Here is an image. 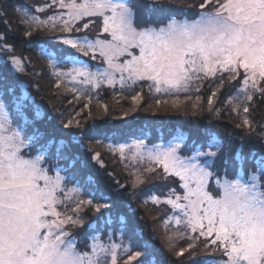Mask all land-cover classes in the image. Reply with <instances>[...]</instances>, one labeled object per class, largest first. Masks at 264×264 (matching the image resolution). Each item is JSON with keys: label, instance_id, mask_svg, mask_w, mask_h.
Returning <instances> with one entry per match:
<instances>
[{"label": "snow or ice", "instance_id": "obj_1", "mask_svg": "<svg viewBox=\"0 0 264 264\" xmlns=\"http://www.w3.org/2000/svg\"><path fill=\"white\" fill-rule=\"evenodd\" d=\"M149 7L162 6L153 0ZM50 8L53 14L46 19L29 15L27 7L17 10L22 16L21 23L28 26L27 35L31 36L33 29L54 30L57 26L66 33L73 30L86 33L89 22L80 27H76L77 23L99 17L102 33L110 36V39L99 36L93 39L88 34L57 37L58 43L68 47L55 53L41 48L53 74L61 82L69 78L72 92L87 94L105 83L110 88L119 84L123 91L147 82L150 92L178 96L190 90L199 91L208 78L219 80V90L224 87V74L232 81L241 78L243 70L242 86L226 103L232 105L233 112L242 111L245 114L242 123L255 131L247 114L254 97L264 100V0H203L194 18H188L186 13L183 19L172 15L146 26L131 0H50L35 11L43 13ZM206 8L209 10L205 11ZM134 48L139 55H133ZM0 51L7 53L11 49L0 43ZM97 52L107 67L96 71L76 55H91L95 60ZM125 55L131 58L120 63V57ZM61 63L72 66L68 72H62L58 70ZM11 64L19 72L25 71L20 58L12 56ZM17 87L6 80L0 83V264H117L121 250L129 254V261L136 260L141 252L124 245L123 239L120 244L113 242L111 233L109 242L101 243L100 236L95 234V222L89 224L90 232L94 233L88 245L90 250L78 249V240L67 226L83 225L81 213L85 206L97 213L109 208L108 197L101 193V202H95L96 193L91 190L87 195L92 198L85 197L81 184L70 172L69 166L75 167V157L66 155L62 141L45 140L34 127L41 113L27 88L21 87L17 94ZM216 94L214 91L212 97ZM6 96L10 97L7 101ZM140 98L139 94L133 96L137 101ZM87 99L91 103V96ZM208 111H214L212 98L208 100ZM72 123L70 120L64 126L70 127ZM76 127H80L79 122ZM260 127L264 134V123ZM89 131L97 137L103 135L95 129ZM185 144L186 137L181 133L167 147L146 149L143 141H139L110 150L119 152L124 159L126 149L135 148L129 159L144 163L145 172L151 174L155 171L153 166H159L165 174L161 179L177 176L183 182L186 194L181 197L173 189L164 201L181 213L164 222L166 230L170 223L177 228L168 238L169 246H175L172 240L176 237L186 236L191 241L177 255L183 256L203 237L204 248L215 246L213 251L222 256L218 260H204L203 264H264V154L253 152L245 156L238 150L231 158L235 161L232 177L229 178L230 160L225 158L221 179L214 178V172L209 170L223 151L222 142L215 135L209 136L205 144L195 146L189 157L179 155ZM95 158L99 160L98 154ZM62 161H67V165L62 167ZM246 163L252 165L247 172ZM210 178H214L215 195L207 190ZM143 182L144 178L137 174L134 186ZM87 183L91 185L90 180ZM181 200L187 203L181 204ZM151 202L158 204L160 200L153 196ZM109 219L105 218L104 223L108 224ZM142 264H153V256L146 254Z\"/></svg>", "mask_w": 264, "mask_h": 264}, {"label": "trees", "instance_id": "obj_2", "mask_svg": "<svg viewBox=\"0 0 264 264\" xmlns=\"http://www.w3.org/2000/svg\"><path fill=\"white\" fill-rule=\"evenodd\" d=\"M202 2L203 0H195V3L190 6L181 5L178 11H174L175 7L172 9L156 7L150 22L146 21L144 25L162 21L166 16L178 14L184 16L185 13L194 15L200 11L199 5ZM45 3H50V0H0V37H2L0 43L11 49L7 53L0 51V83L6 80L8 84L18 85L17 94L21 87L27 88L34 98L35 107L41 113V118L35 121L34 127L43 134L45 140L62 141L66 145L64 148L66 155L70 158L75 157V167L69 166L71 174L75 175L78 182L84 181L87 184L86 189L89 188L96 193L95 202H101V193L108 197V202L111 205L109 208L101 209V212L97 213L89 207L84 214V222H88L86 224L88 230L89 224L93 222H95V228L100 232L114 228L118 224V229H125L124 227L130 225L137 232L146 231V237L151 242L156 244L159 242L152 238L156 225L154 226L155 223L146 211L150 206L144 201L146 199L150 201L153 195L166 198L171 190L177 191L180 188V183L173 176L161 179L165 175L163 170L160 171L161 175L158 178L149 176L142 170L143 167H135L125 158L121 159L119 152L110 150V147L114 149L118 147L117 144L130 140V136L132 138L144 136L150 140L148 142L155 140L169 142L182 133L186 137V145H189L191 142H198V140L205 144L209 136L202 131L213 132L220 135L219 140L222 142L224 151V156L219 157L218 160L222 162L228 158L230 165L232 156L238 151L236 147H239L245 156L253 152L264 154V134H261L260 127L264 123L260 117L264 111V100L255 97L250 105L251 112H259L260 115L253 114L254 118H252V114H248L255 131H250L249 128L243 131L237 127L239 123H242L239 121V114L232 113L231 105L223 103V92L213 99L214 111L212 112L208 111L209 97L204 96L205 100L203 101L189 102L179 108L176 111L179 113L168 114L169 116L157 115L161 121L149 124L147 119H150L151 116L141 115L143 108L137 107L139 110L134 112H121L119 109L121 104L116 107V104L111 100L103 98V104L109 109L105 113L97 110L96 104L93 102L76 101L77 99L73 95L67 94L61 86L57 90L53 69L49 66V59L42 54L41 48L53 53L58 49L67 48L57 42V37L66 36L69 33L61 31L57 26L54 30L49 28L33 29L32 35L29 36L25 32L28 26L21 23L22 16L17 11L23 6L30 10L29 13L43 17L51 12V8L44 13L36 12L35 8ZM140 11L139 9V14ZM68 50L75 53L72 49ZM76 55L80 56L78 53ZM12 56L21 59L25 69L23 73L11 64ZM4 60L8 62L4 63ZM9 99L10 97H5L6 101ZM217 112L219 115H216ZM32 114L30 108L28 115L31 117ZM139 116L141 118H138ZM70 120L72 122L79 120L80 127L70 131L68 127L64 126ZM204 123L208 125L218 123V128L227 130L230 135L228 133L221 135L222 132L216 131V128L212 131H200L199 127H202ZM90 129H95L103 135L94 136L89 131ZM31 131L32 129L29 128V134ZM98 140L99 142H97ZM97 154L99 160L95 158ZM66 165L67 161L61 162L62 167ZM251 166L250 163L244 165L246 172ZM62 174L65 173L62 172ZM137 174L144 178V182L134 186ZM87 180L91 181V185L87 183ZM90 198L92 197L90 196ZM164 205L166 206V204ZM161 217L165 219L166 214L164 216L163 212ZM105 218H110L108 224L104 223ZM150 254L153 256V264H160L161 259L154 253ZM214 259L217 257H209L204 260L212 261ZM203 261L200 264H203Z\"/></svg>", "mask_w": 264, "mask_h": 264}, {"label": "rangeland", "instance_id": "obj_3", "mask_svg": "<svg viewBox=\"0 0 264 264\" xmlns=\"http://www.w3.org/2000/svg\"><path fill=\"white\" fill-rule=\"evenodd\" d=\"M148 2H149V4H148ZM152 2H153V0H147V1L146 0H131L132 5L134 6V10L138 13V18L143 20V23H145L146 21L150 22V19L152 18L153 14L156 10V8L149 7V5L152 4ZM157 3H158V5H162L161 8L165 7V8L172 9L173 7H175L174 11H178L180 9L181 5L190 6L193 3H195V0H157ZM146 4H148V5H146ZM209 7H211V6H209ZM139 9L141 10L140 14H139ZM208 10L209 9H207L206 11H208ZM53 11L54 10L51 9V12H49L46 16H43V17L39 16V17L41 19H46L49 15L53 14ZM29 15H34V14L29 13ZM174 16L177 19H183L184 18V16H181L180 14L174 15ZM167 17L168 16L164 17V19L162 21H165L167 19ZM188 18H190V19L194 18V15L188 14ZM85 22H89V28L87 29L86 33L85 32L77 33V32H75V30H73V32L69 33L66 36H81V35L88 34L90 36V38H93V39H95L97 36H99L100 39H110V36H108L107 33H102V19L101 18H99V17L87 18V21L78 22L76 27H80ZM62 37H65V36H62ZM66 47H68V46H66ZM131 51H132L133 55H139L138 49L134 48V49H131ZM78 54L80 55L79 58L83 62H85L90 67V69L92 71H96L98 68H106L107 67V64L103 62V58H101L99 56L98 52L96 53V59L95 60H93L91 58V55L83 56L82 53H78ZM130 58L131 57H129L127 55L122 56V57H120L119 62L123 63L125 60L130 59ZM71 66L72 65L70 63H61L58 70L62 71V72H68L70 70ZM224 77H225L224 87L219 88V90H217V84H218L219 80L218 79L213 80L212 78H208V79H205L203 81V83L200 86L199 91L190 90L188 93H180L178 96L177 95L169 96V95H165L164 93L150 92L149 88L147 86V82H141L138 86L131 88V89L126 88L123 91H121L119 84H117L114 88H110L105 83V84H102L99 89L92 88L87 94H80L78 92L77 93L72 92L71 91L72 85L68 83L69 78H64L63 82H61V80L58 79L54 75V83L59 84L61 86V88L67 94L73 95L74 98L77 99L76 101H78V100L88 101L87 97L91 96V98H92L91 102L96 104L97 110H99V111L101 110L105 113H107L109 111V109L107 108L108 110L105 111L106 105L103 104V102H102L103 98L111 100L112 103L116 104L115 105L116 107H118V105L121 104L122 106H121V108H119L121 112H127V111L134 112V111L139 110L137 107L143 108L142 109L143 114H141V115L151 116L150 119H147V120H149V121H147V123L155 124V123L161 121V119H159L160 117H157V115L158 116L159 115L169 116L168 114L171 115V114L179 113V112H176L179 108L185 106L189 102L203 101V100H205V97H207V96L209 98L215 99V97L217 95H219L221 92H223V99L222 100H223V103H226V101L236 92V90L242 86L243 70H241V78L229 81L227 79V74H224ZM117 78H119V74H117ZM76 87L80 88L81 86L76 85ZM56 89L58 90V87ZM214 91H216L217 94L215 97H212V93ZM137 94H139L141 97L140 100H138V101L133 99V96H135ZM77 97H79V98H77ZM189 97H191V98H189ZM197 97H199V100H197ZM157 100H160L161 103L157 104ZM165 101H167V103H164ZM235 103H236V101H233V104H235ZM251 104H249L250 114H252L251 117L254 118V115L259 116L260 115L259 112H254V111L251 112V106H250ZM227 105H229V104H227ZM231 109H232V105H231ZM88 111H90V110H88ZM232 113H235V112H232ZM244 115L245 114L242 111L239 113V116H240L239 121L240 122H242V117ZM260 117L262 118L261 121L264 122V111ZM138 118H141V116H139ZM76 122H79V120L73 121L72 126L68 127L70 129V131L78 128V127H76ZM210 122H212V121L210 120ZM239 124L237 127H239L240 130L244 131V130L248 129V127L245 126L243 123H239ZM202 125H203L202 127H199L200 131L201 130L212 131V130H215L214 128H216L217 129L216 131L222 132L221 135L224 133H228L227 130L219 129L218 123L211 124V125L204 123ZM194 128H196V127H194ZM202 133H205L208 136L215 135L218 139L220 136L219 134H214L213 132H203L202 131ZM147 136H148V134H147ZM130 137H131L130 140H127L124 143L117 144V146L119 147L120 145H134L135 143H137L139 141H143L144 145L146 146V149H148V148H153L154 146H159V145H164L165 147H167L171 143L175 142V139H173L169 142L158 141V140L148 142L150 140H148L144 136H140V137L133 136L135 138H132V136H130ZM202 144H204V143L201 140H198V142H191L189 144L191 146H189L188 144L182 145L181 149L179 150V155H181L183 157H189L192 154L193 148L195 146L202 145ZM118 147H116V148H118ZM236 148H238V150H241L239 147H236ZM134 151H135V148L126 149L125 159L137 168L143 167L142 170H144V168H145L144 163H137V162H134L131 159H129L131 152H134ZM218 156L223 157L224 151L218 153ZM203 161H204V158H201V163H203ZM231 163L232 164L229 165V178L232 177V174L235 171V166H233V164H235L234 161H232ZM136 165H138V166H136ZM153 167L155 168V171L153 173H151V174H149L147 172L146 173L152 177H154V176L157 178L160 177V175H161L160 171L163 169L160 168L159 166H155V165ZM222 169H223V164L221 161H219L217 159L215 164L213 165V167L210 168L209 170L214 172V178L218 177V178L223 179ZM244 171L246 172L245 169H244ZM50 174H54V173H50ZM173 177L176 178L180 183V188L177 191H175V194L183 197L186 194L185 189L181 186L183 182L179 179V177H177V176H173ZM214 178H210L209 183L207 185V190H209L210 192H212L213 188L215 187ZM79 183L82 186V190L84 191L85 197L90 198V196L87 195L89 188H87V189L85 188L87 184L84 181H80ZM68 187H72V184H69ZM212 194L215 195V192H212ZM156 197H158V196H156ZM158 198L160 200V203L153 204L150 200L148 202V204H149L148 206H150V207L148 209H146L149 216L151 217V220H153V222L155 223L154 226L156 225V229L152 234L153 235L152 238L159 241L157 244L155 242H151V240H149L146 237V231L137 232V230L135 231V228L130 227V225L128 227L123 226L125 229H118L117 228L119 226V224H118V225L114 226V228H110L107 231H102V232H100V230L95 228V234H98L100 236V242L101 243H105V244L108 243L109 242L108 241V235H109V233H111L113 242L120 244L121 239H123L124 245H131L133 248V251L139 250L141 252V256L137 257L136 260L129 261L128 260L129 254H125L122 250L118 251L117 264H126V262H127V264H140L145 259L147 252H149V254L154 253L155 255H157L161 259L159 262L160 264H200L201 261H203L204 259H207L209 257H217V260L222 258L220 252L213 251V248L215 246H211L207 249L204 248L206 241L203 237H200L198 239V241L196 242V247H194L190 250H186L184 252L183 256L177 255V253L180 250L187 249L188 244L191 243V241L186 236L185 237H176L172 240V244H174L175 246L174 247L169 246V239L168 238L170 236H172L174 232L177 231V228H176L174 223H170L168 225L167 230H166L165 226H164V222L166 220L170 219L174 214L176 216H180L181 213L178 209H173L171 205L164 202L165 200H167L169 198V195L166 198H160V197H158ZM172 198L174 199L175 197L173 196ZM180 203L184 204L187 202L184 200H181ZM164 204H166V206ZM88 208L89 207L85 206L84 211L81 213V215L84 216V214L88 211ZM161 212L162 213L164 212V216L166 214L165 219H163L161 217V214H162ZM96 216H98V215H96ZM86 224H88V222L87 223L84 222L81 227H77V228H73L70 225L67 226V230L69 232H71L77 238V240H78L77 247L81 251H89L90 250L88 248V245L91 243V239H90L91 235L94 234L93 232H90V230H88V227H86ZM180 231H183L182 225L180 227ZM197 235H198V233H197ZM153 239H152V241H153Z\"/></svg>", "mask_w": 264, "mask_h": 264}]
</instances>
